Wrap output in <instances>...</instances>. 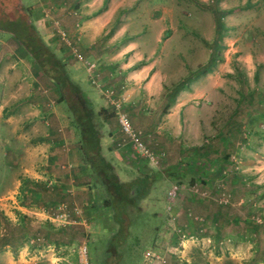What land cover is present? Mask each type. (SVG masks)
I'll return each mask as SVG.
<instances>
[{
  "label": "rangeland",
  "instance_id": "374dc122",
  "mask_svg": "<svg viewBox=\"0 0 264 264\" xmlns=\"http://www.w3.org/2000/svg\"><path fill=\"white\" fill-rule=\"evenodd\" d=\"M89 4L96 11L99 2ZM123 4L116 8L112 0H103L100 5L99 11H109L107 47H113L115 23L126 21L116 19L120 11L143 14L147 7L154 21L148 33L154 49L140 55L142 62L155 65L136 84L126 80L125 67L112 60L114 50L101 51V55L83 49L79 34H83V23L90 12L82 0H0L3 23L22 20L32 30L38 28L35 23L44 13L53 18L52 49L47 47L46 39L31 32V44L17 45L14 40L9 52L2 53L3 49L0 57H21L14 49L16 43L20 51L22 46L26 51H36L33 56L46 65L41 73L50 74L54 70L52 53L53 60L67 66V76L78 83L77 89L87 98L91 111L96 96L83 71L74 67L83 69L82 62L89 61L100 70L102 62L95 78L103 87L98 85L99 96L108 100L110 90L116 97L124 96L126 91L139 96L142 107L133 126L144 127L145 137L141 140L158 160V164L147 168L161 170L162 166L176 164L183 155L182 148L201 144L203 149L191 152L186 161L191 157L202 160L197 157L200 155L212 161L216 151L223 150L230 158L220 175L209 179L208 186L197 181L188 185L185 178L177 182L178 190L171 200L168 182L156 183L150 197L137 201L136 210L127 208V238L116 249L109 245L118 230L106 205L111 190L103 191L89 171L81 174L76 168L66 175L57 167L53 170L55 179L35 182L26 178L19 180L20 185L16 179H0V264H120L121 260L122 264H147L143 259L146 250L167 257L165 264H201L209 259L215 264H264V0H205L203 6L197 0H123ZM200 7L210 12L215 25L211 43L205 40ZM6 46L4 43L2 47ZM112 62H116L114 66ZM155 74L161 92L158 97L147 98L145 85ZM179 93L185 94L180 99L183 107L195 109L191 117L199 122V129L191 126V130H184L187 120L183 119L179 120V130L163 125L162 113L172 108ZM100 105L111 113L106 101ZM123 105L125 112L137 114L132 104L123 101ZM61 106L72 115L64 101ZM143 108L148 112L146 117L141 116ZM109 116L113 119L112 114ZM64 135L69 143L73 142L68 140L72 138L70 132L65 130ZM76 159L72 158L75 164ZM119 168L115 172L120 181L131 177ZM55 205L61 208L57 210L60 214H66L63 219H55ZM176 231L186 236L182 246L176 245ZM170 248L173 253H166ZM115 254L120 255L117 262Z\"/></svg>",
  "mask_w": 264,
  "mask_h": 264
},
{
  "label": "crops",
  "instance_id": "0c3cea01",
  "mask_svg": "<svg viewBox=\"0 0 264 264\" xmlns=\"http://www.w3.org/2000/svg\"><path fill=\"white\" fill-rule=\"evenodd\" d=\"M21 1L23 3L27 2V0ZM42 1L53 3V0ZM63 1L59 0V2ZM82 1L89 7L90 12H88L89 15L85 21L86 23H83V25H86L85 28H82L83 34H79L80 39L84 42L83 49L85 51H98L99 54H101V51L105 52L107 49H112L115 51L113 55L115 58L112 59L109 57V60L112 59L119 63L120 66L125 67L123 76L126 80L136 84L142 77H146L155 65L154 63L148 64L142 62L140 55L142 51H151L154 49L152 46L154 41L151 37H148V33L153 28L154 21L152 17L148 16L147 7H145L143 14H139L142 12H137V10H128L126 11L127 13L119 12L120 17L117 15L116 19L122 18L126 21L119 22L118 24L117 22L115 23L112 32V36L114 37L113 47L110 48L106 46L109 42L105 38L107 33L105 32V26L110 19L106 14H109V11H99L103 0ZM96 1L99 2V5L96 6V11H93L89 2L94 3ZM204 1L197 0L199 6H203L201 3H204ZM112 2L116 8L124 5L123 0H112ZM200 9L202 10L201 7ZM199 13V17L205 22L207 33L205 40L211 43L215 32V25L212 22L210 12L202 10ZM50 15L44 13L42 18L38 19L35 23L38 25V28H32L31 32L34 35H40L43 40L46 39L47 47L52 49L53 28H50V23L51 25L53 24V18ZM14 40L6 31H0V52L5 49L2 53H8L10 50L9 47L12 45L11 42ZM39 41H41L40 38ZM15 42L17 45H20L16 40ZM4 43L7 45L5 48L2 47ZM16 43L14 49L16 48L17 54L21 55V57L12 60H6L0 57V179H16L18 185H20L19 180H25L26 178L33 179L35 182L37 179H55L53 170L57 167L62 169L66 175L70 170L76 168H88V164L82 160V154L79 150L82 134L79 122L76 119V114L69 109L72 113L70 115L66 108L61 106V102L64 101L68 107L67 101L65 96H61L52 77L49 74L41 73L45 66L40 68L35 60L26 57L23 48L20 51ZM46 49L49 50V48ZM51 56L53 57L52 53ZM116 62H112L111 66H114ZM68 64L73 67L71 63ZM82 64L84 65L83 62ZM63 65L65 70H67V66L64 63ZM93 65V69L90 70L86 69V65H84L83 69L79 67H74V69L76 71L79 69L83 71L87 84L93 89L91 91L96 96L94 106L103 109L100 102L104 103L106 101L107 105L111 108V113H108L104 108L100 111L102 113L92 120L98 134L100 156L110 163L112 168H118L120 166L123 172L129 175L137 172L148 173L156 169L147 167L158 164L157 156L150 151L152 159L149 160L142 155L136 154L135 150L132 149L129 138L120 130L119 126L117 127L116 115L120 112L126 116L131 128L138 132L140 140L143 136L145 137L143 126H133V119L135 116L140 115L138 111L142 107V105L138 104L140 102L139 96L136 98L135 94H129L126 91L124 96L116 97L113 90H110L111 97L108 100H104L103 95L99 96L97 92L98 85L101 88L103 87L99 84L100 82L95 81L103 65L100 62V70L94 63ZM157 76L155 74L145 85V96L147 98L153 95H156V97L160 95L161 86ZM69 80L74 85L78 84L76 82L74 83L70 78ZM184 96V93H179L174 104L171 106L172 108H168L162 113L164 116L163 125L165 127L168 128L170 125H173V127L176 126L179 130V120L182 119L184 121L187 120V123L185 122L187 127L184 130H191V126L198 127L199 122L196 121V118L193 120L191 117V115H195V109L192 106L183 107L185 104L180 103V99ZM80 99L85 108L90 110V103L87 98H83L80 95ZM123 101L132 104L137 114L134 115L129 110L125 112ZM115 104L118 106L117 109L114 107ZM95 107L94 110H90L93 115L99 112V110H95ZM111 114L113 115V119L109 116ZM147 115L148 112L143 108L141 116L146 117ZM65 130L72 134V138L69 137L68 139L67 137V139L73 142L69 143L66 140V136L64 135ZM193 136V140L196 141L197 135L194 132ZM188 141L189 139H187ZM143 144L147 147L144 142ZM73 157H77L76 164L72 162ZM140 161L144 163L139 165L138 163ZM147 169L149 170L147 171ZM80 173L82 174L83 172L80 170ZM58 178H64V175H58ZM150 195L151 193L147 197H150ZM60 209L55 205V212H58L57 210ZM55 215L57 216L55 218L57 220L63 219L62 217H65L66 214H60L58 212ZM62 222L64 221L62 220ZM179 234H183L182 231L176 233L177 236ZM176 257H181V255ZM163 259L164 262L162 263L148 262L147 264L167 263V257L165 258L163 255ZM201 264H215V262L209 259Z\"/></svg>",
  "mask_w": 264,
  "mask_h": 264
},
{
  "label": "trees",
  "instance_id": "16d2710c",
  "mask_svg": "<svg viewBox=\"0 0 264 264\" xmlns=\"http://www.w3.org/2000/svg\"><path fill=\"white\" fill-rule=\"evenodd\" d=\"M0 31L9 33L20 45H25L27 42L30 43L31 27L29 23L22 20L3 23L0 19ZM23 51H25L30 58L35 60L40 68L43 65L46 66L44 62L37 60V58L33 56L32 52L36 51H26L25 47ZM53 69V72L49 75L58 87L61 96H65L68 108L76 114V119L79 122L82 134L79 150L82 154V160L88 164V168H80V170L85 174L89 171L93 181L97 180L103 188V191L106 189L111 190L107 192L109 193L107 196V201L109 203L107 202L108 204L106 205L110 210L111 221L117 224L118 227L113 239L109 242V245L113 246L114 249L118 248L119 245H123L127 238L126 229L130 223L127 208L130 207L136 210L137 201L147 197L149 193L153 192L156 183H165L166 181L169 186H171L174 184L178 185L176 184L177 182L181 183L182 180L184 181L186 179L188 185H193V183L197 181L202 186H208L209 179L220 175L224 163L229 160L230 155L223 150L220 153L216 151L217 156H215L212 161L207 160L201 155L197 157H202V160L199 158L194 160L193 157H191L190 160L186 161L185 157L191 152L203 149L201 144L200 146L188 149L182 148L183 155L176 164L162 167L161 170H152L148 173H132V175H130L131 177L127 180L120 181L117 176L118 174H116V172L118 173L120 171L119 166L118 168H112L111 164L100 156L98 134L92 120L94 117H98L102 112L99 111L96 115H93L89 109L85 108L80 99V95H78L79 91L77 86L70 82L63 63H60L58 60H53ZM44 73L47 74V72ZM171 93H174V91ZM169 97H171L170 93ZM228 120L231 122L232 119H230V116ZM220 139L221 137L218 138V141L222 142ZM136 154L138 153L136 152ZM121 170L123 171L122 168ZM130 192L132 194L128 196ZM216 223H218L217 219H215V224ZM114 256V260L117 262L120 259V255L115 254ZM110 259L113 260V257ZM119 263L122 264V260Z\"/></svg>",
  "mask_w": 264,
  "mask_h": 264
},
{
  "label": "built area",
  "instance_id": "2783aa9c",
  "mask_svg": "<svg viewBox=\"0 0 264 264\" xmlns=\"http://www.w3.org/2000/svg\"><path fill=\"white\" fill-rule=\"evenodd\" d=\"M62 34V33H61ZM78 60H82V58L80 56H77ZM83 63L87 66L86 69L90 70L93 69L94 65L92 63H88L86 61H83ZM115 109L118 108L117 104L114 105ZM116 122L120 128V130L129 138V142L132 145V148L140 155L149 158L150 160L152 159V154L149 152V150L143 145V143L140 141V138L138 136V132L133 130L126 118L125 115H123L122 113H118L116 115ZM178 190V187L176 185H171L169 192H168V196L170 198V200L173 198L175 192ZM170 222L173 221L174 216H171V218H169ZM86 229H90L89 226H85ZM176 233H179V231H176ZM185 239V235L184 234H179V236H177V242L176 245H182L183 241ZM172 248L170 249H166L167 253H173ZM143 259H145L147 261V263H154V262H158L161 263L163 262V256L162 255H156V253H154L153 251H148L146 250L143 253Z\"/></svg>",
  "mask_w": 264,
  "mask_h": 264
}]
</instances>
